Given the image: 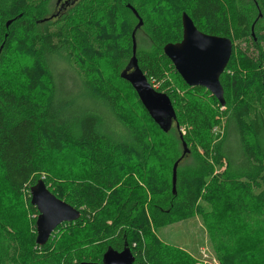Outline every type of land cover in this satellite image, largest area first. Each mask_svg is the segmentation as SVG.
Wrapping results in <instances>:
<instances>
[{"label": "trees", "instance_id": "16d2710c", "mask_svg": "<svg viewBox=\"0 0 264 264\" xmlns=\"http://www.w3.org/2000/svg\"><path fill=\"white\" fill-rule=\"evenodd\" d=\"M30 1L0 0V20L11 21V26L0 36V49L11 45L16 54L28 60L27 65L19 68L24 80V94L18 95L8 89L7 84L0 83V174L10 192L20 195L36 182L42 153L57 156L67 149H75L88 163L87 172L92 181V192L98 189L107 191L110 193L109 197L111 195L116 202L115 205L102 204L100 198L97 201L89 197L87 202L83 201L87 208L85 212L78 210L79 205L75 202L64 201L79 211L78 220H87L89 231L86 234L94 242H100L98 252L91 249L92 257L101 258L107 247L120 251L125 244L134 257L132 264H195L197 260L184 253H179L182 258L174 259L170 253L164 251L154 233L148 232L145 240L140 239V231L148 230L147 218L143 211L130 205V208H126L128 206L120 199L118 187L115 186L118 171L123 170L122 163L129 161L131 157L139 162L140 154L144 153L161 161L160 153L163 157L169 154L170 142L166 135L173 129L177 133L181 150V143L187 149L186 154L181 157V151L174 160L179 159L177 166L187 155H199L197 150H201V155L195 164L196 174L177 178L176 173L174 192H171L170 176L168 183L161 186L152 172H149L145 180V190L153 198L149 204V221L153 228L169 226L175 219L188 220L197 214L202 217L207 228L211 251L218 264L264 262V114L253 110L250 112L247 100L248 96L252 97L256 105L264 101V68L255 62L247 75L234 70L227 72L232 60L231 50L227 66L219 77L225 108L219 116L217 105L213 110L210 105H199V100L194 96L179 98L164 80L169 61L162 54L161 48L167 43L180 40L182 13L191 19L198 31L206 35L230 38L225 22L226 8L222 1L108 0V3L100 2L94 8L87 9L88 16L96 17L91 26L93 32L86 25L88 31H77L80 41L76 57L82 65L104 61L116 67L121 60L131 56L130 35L133 26L125 19L121 10L130 12L136 20L131 12L133 9L141 19L142 26L144 25L158 52L149 56L135 50L137 66L151 87L150 82L164 80L154 90L163 92L167 88L163 93L169 98L175 114L170 129L162 132L144 111L163 139L164 144L157 146L158 149L149 145L144 127L134 128L118 113L115 114L116 118L128 133L130 144H110L105 136L97 132V115L85 114L74 106L76 104L70 85L66 84L67 81L61 74L54 71L55 65L48 64V57L54 55L58 47L52 43L46 27L41 31L36 28L31 11L37 14V22L47 19L42 18L40 7H33ZM239 1L231 0L230 5L233 7L241 35L247 37L248 14ZM253 1L261 19L259 39L264 44V0ZM78 2L81 8L85 0ZM73 3L75 0H65L62 9L66 10ZM68 23L73 25L71 20ZM136 32L137 30L135 35ZM89 71L94 83L91 90H94L95 96L102 102L114 109L108 96L97 90L99 69L89 68ZM35 91L45 93L40 102L33 99ZM209 100L213 104L217 103L212 97ZM221 117L225 118L224 123L222 122L221 138L214 140L212 129L221 124ZM113 157L120 161L117 166ZM223 165L224 171L213 174L215 169L219 170ZM44 185L47 188L45 183ZM83 188L84 186L81 191ZM237 192L253 196V210L245 205L242 195ZM253 192L255 193L252 194ZM144 200L143 198L142 201ZM25 202L30 214L36 217L37 212L29 204L28 195ZM200 203L211 206L214 204V208L223 203L225 217L234 225L224 223L222 226L215 223L216 221L208 223L209 218L202 214ZM243 234L247 235L248 241L243 242ZM132 236L136 240L134 247L130 244ZM34 237L32 236L31 246H37ZM0 243L7 247L1 237ZM58 257L55 254H42L34 258L32 264H70V257ZM88 260L85 259L93 262Z\"/></svg>", "mask_w": 264, "mask_h": 264}, {"label": "rangeland", "instance_id": "374dc122", "mask_svg": "<svg viewBox=\"0 0 264 264\" xmlns=\"http://www.w3.org/2000/svg\"><path fill=\"white\" fill-rule=\"evenodd\" d=\"M78 1L75 0V3L67 6L66 10L61 11L59 16L53 13L55 10V0L30 1L33 7H40L42 18L47 19L44 22H37V14L31 11V16H33L36 22V28L41 31L46 27L48 34L51 36L52 43L58 47V51L48 57L49 66L55 65L56 69L54 71L61 74L62 78H65L64 80L67 81L66 84L70 85L69 88L74 96L73 101L75 100L74 103L76 104L74 106L77 109H81V111L83 110L85 114L97 115V132L101 136H105L110 144L114 146L116 144H130L127 138L128 133H126L123 125L116 118L115 114L118 113L134 128L140 129L144 127L149 145L157 148V146L164 144L161 135L152 126L130 85L119 79V72L128 62V58L121 60L120 64L116 67H112L104 61H97L92 64L86 63L84 65L78 61L76 55L79 49L80 37L77 35V31H88L89 29L86 26H89L93 32V27L91 26H93L94 19L96 18L91 15L88 16L87 9L94 8L100 2L108 3V0H85L81 8ZM147 1L152 2L153 0ZM221 1L224 8H226L225 22L230 31V38L228 39L233 47L232 60L227 72L234 70L247 75L255 62L261 68H264V44L259 39L261 35L259 31L261 19L256 4L253 0L239 1L248 14V35L244 37L237 26L236 16L232 5H230L231 0ZM83 10L84 12H82ZM121 12L131 26L134 27L137 24L136 20L130 15V12L125 10H121ZM68 20H71L73 25H69ZM6 22L4 19L0 20V36L11 26L10 23L6 25ZM134 36L136 37V52L146 53L149 56L158 52V48L152 43L144 25L139 27ZM27 64L28 60L16 54L11 45H6L5 48L0 49V83L7 84V88L15 91L18 95L24 94V80L19 72V68ZM89 68L99 69L100 75L97 80V90L108 96L114 109L109 104H106V102H102L99 97L95 96L94 90H91V85L94 83L90 77ZM164 75V80L168 82V87L174 90L179 98L186 99L187 96H194L199 100L197 101L199 105L206 107L210 105V108L213 110L216 109L215 105H217L218 116L222 115L225 111L224 107L218 106L217 103L213 104L209 100L212 96L205 89L202 88L200 90V87H188L182 83V80H179L180 78H178L179 76L170 62ZM164 80L162 79L157 83L150 82L152 89H158ZM146 81L148 82L147 79ZM45 85L48 86L46 81ZM166 90L167 88L163 92H166ZM44 94V92L35 91L33 99L40 102ZM247 100L250 105V112L253 110L264 114L263 100L259 105H256L254 99L250 96H248ZM224 119V117H221V124L212 129L211 134L214 140L221 138L222 122L224 123ZM180 130L182 132V129ZM166 137L170 142V152L165 157L160 153L161 157L159 158L162 159L161 161L142 153L140 154L141 158L139 162L131 157L129 161L122 163L123 170L121 172L118 171L119 174L115 184L118 187V195L122 202H126L128 206L126 208H130L131 206L138 211H143L142 213L146 216L149 227L144 232L140 231L138 234L140 239L145 240L148 232L150 234L154 233L156 239L164 247V251L170 253L174 259L182 258L179 253H184L186 256L197 260L195 264H218L211 251L209 234L200 215L194 214L188 220L175 219L169 226L158 229H154L149 221V204L153 198L145 190V180L150 174L149 172H152L161 186L168 183L171 164L182 151L178 143L176 131L171 129ZM197 151L201 155V150ZM199 155L191 153L182 159L177 166V178L182 175H194L197 173L194 168L195 164L198 163ZM113 161L116 164L115 166L120 163L116 157H113ZM87 168L88 163L86 159L75 149H67L57 156L42 153L37 180L41 179L47 188L53 191L60 200H71L78 204V210L80 211L87 212L83 201L87 202L89 197H93L97 201L100 198L102 204L115 205L116 202H114L111 195L109 197L110 193L107 191L98 189L92 192L91 188H93V185ZM222 171H224V165L219 170L215 169L213 174ZM83 186L84 188L81 191ZM237 193L242 195L243 192ZM26 195L29 197L28 190L23 191L20 195L11 193L0 174V237L7 244V247H3L0 243V264H32L33 259H36L37 256L40 257L42 254H55L62 258L65 255L68 258L70 257V264L87 262L85 261L87 258L89 259L88 261L100 263V258L91 256V249L93 248L95 252H98V248L101 247L99 245L100 242L98 240L94 242L93 238L86 234L89 231V225L87 224V220L83 218L71 223L58 225L51 233L49 241L47 240L48 243L44 246H31L32 236L34 237L35 235V216L28 211L25 202ZM143 198L145 199L144 201H142ZM242 198L245 205L253 210L255 207L253 196L245 194L242 195ZM200 204L202 214L205 218H209L208 223L216 221L215 223L222 226L225 225L224 223L234 225L225 217L223 203L218 206L216 205L217 208H214V204L213 206L205 205L204 203ZM139 215L138 213V217ZM243 236V242L249 240L247 235L243 234ZM131 238L130 244L131 247H134L136 240L134 236ZM251 264H264V262L253 261Z\"/></svg>", "mask_w": 264, "mask_h": 264}, {"label": "water", "instance_id": "95a60500", "mask_svg": "<svg viewBox=\"0 0 264 264\" xmlns=\"http://www.w3.org/2000/svg\"><path fill=\"white\" fill-rule=\"evenodd\" d=\"M137 19L130 35L131 56L119 78L127 82L134 91L141 106L162 131L167 132L175 120V114L169 98L163 92H156L138 69L134 39L135 31L142 25L141 19L131 9ZM11 21H7L8 25ZM181 38L176 43H167L161 50L162 54L173 66L176 74L188 87L205 89L218 103L224 106L223 89L219 77L223 73L231 55L232 45L228 38L206 35L196 29L191 19L184 13L180 16ZM131 70V71H130ZM130 71V72H129ZM181 157L187 153L184 143H181ZM179 159L171 167V192L175 189L176 166ZM29 204L35 208L37 214L34 221L37 246L46 244L53 230L62 223H71L79 218V211L56 198L45 187L41 179L29 187ZM134 257L124 244L120 251L107 247L102 253L100 263L80 262L78 264H132Z\"/></svg>", "mask_w": 264, "mask_h": 264}, {"label": "flooded vegetation", "instance_id": "af4514ba", "mask_svg": "<svg viewBox=\"0 0 264 264\" xmlns=\"http://www.w3.org/2000/svg\"><path fill=\"white\" fill-rule=\"evenodd\" d=\"M64 3H65V0H56V4H54V8H55V10H54V14H56V16L58 15H60L61 13V11H63V5H64ZM134 16V15H133ZM135 17V16H134ZM136 18V17H135ZM137 20V19H136ZM137 23V22H136ZM139 29V28H138ZM137 29V30H138ZM127 64V63H126ZM126 66V65H125ZM125 66L122 68V70L125 68ZM227 66V65H226ZM225 70V69H224ZM131 71V70H130ZM129 71V72H130ZM224 72V71H223Z\"/></svg>", "mask_w": 264, "mask_h": 264}]
</instances>
